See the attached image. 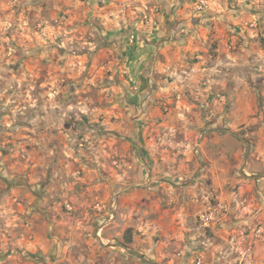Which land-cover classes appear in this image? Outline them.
<instances>
[{"label": "rangeland", "instance_id": "obj_1", "mask_svg": "<svg viewBox=\"0 0 264 264\" xmlns=\"http://www.w3.org/2000/svg\"><path fill=\"white\" fill-rule=\"evenodd\" d=\"M116 1L0 0V264H264V0Z\"/></svg>", "mask_w": 264, "mask_h": 264}, {"label": "crops", "instance_id": "obj_2", "mask_svg": "<svg viewBox=\"0 0 264 264\" xmlns=\"http://www.w3.org/2000/svg\"><path fill=\"white\" fill-rule=\"evenodd\" d=\"M153 1H156V0H153ZM158 1V0H157ZM105 2V8H108L109 10H107V15L105 16L106 19H108V17H118V11L122 9V5H118L117 2L118 1H114V0H104ZM127 5H129L128 3H125ZM166 2L164 3H153L151 4L150 8H153L154 7V10L155 12L153 13H146L145 17L147 16V18L145 19H149V20H146L145 22L146 25H148L149 27L151 28H148L150 29L148 32H147V36H145L146 38V41H141L140 43L136 40V45L134 46H127L125 44V50L128 52V57L125 59L124 62H126V65H129V64H132V62H130V60L134 59L133 63H137V66H134L133 68H131L130 72L131 74H136V73H139L140 69H142V67L139 65L140 63H143L141 65H145V62L147 60V58L151 55H158V53L156 52V46H157V43L158 41H160V38L161 37H167V33H166V30L164 29L163 27V24L165 23V21L167 20V15H164V13H166ZM114 6V7H112ZM121 8V9H120ZM124 8V6H123ZM142 8H145L146 10L149 8L147 5H144V7ZM140 8V9H142ZM159 10V11H158ZM124 15H122L123 17ZM110 20V19H109ZM112 21V20H110ZM110 27H113L112 25ZM109 29H112V28H109ZM122 30L124 28H119V29H116L115 32H118L119 30ZM155 29L156 31L153 32L151 30ZM147 31V30H146ZM145 31V32H146ZM111 32V30H110ZM142 33V32H141ZM140 32H138V37L141 38V34ZM172 35H170L168 38L169 40L168 41H165V43L167 44L166 47H169L168 45L171 43V40H173V37H171ZM132 37V35L130 36V38ZM130 38L128 40H130ZM167 39V38H166ZM125 41H127L125 39ZM132 41V40H130ZM170 41V43H169ZM164 42H161L160 44H163ZM161 46V45H160ZM141 47H145V48H141ZM139 48V49H138ZM141 48V49H140ZM160 48V47H159ZM169 48H167L166 50H168ZM134 50H136V52L139 50H142L141 52V56H139V58L137 57L138 55L135 54ZM131 51V52H130ZM161 51H163V48L161 49ZM162 54V53H161ZM163 55H168V53H164ZM143 59V60H141ZM139 60V61H138ZM140 62V63H139ZM148 62V60H147ZM162 60H160L159 62V59L156 63V67L159 68L160 66H162ZM139 63V64H138ZM147 64V63H146ZM139 65V66H138ZM170 67H174L175 70H177V67L175 64L172 63V65L170 64ZM26 215V214H25ZM23 217V219L21 220L22 222V225L25 226V227H28L29 224V220L30 221H36L37 218L36 216H34L35 214H31L30 216H25ZM50 227V226H49Z\"/></svg>", "mask_w": 264, "mask_h": 264}, {"label": "built area", "instance_id": "obj_3", "mask_svg": "<svg viewBox=\"0 0 264 264\" xmlns=\"http://www.w3.org/2000/svg\"><path fill=\"white\" fill-rule=\"evenodd\" d=\"M200 219L205 225L207 224L206 222L208 221V218H206L204 215H201Z\"/></svg>", "mask_w": 264, "mask_h": 264}]
</instances>
